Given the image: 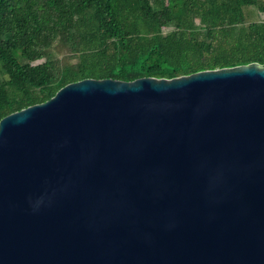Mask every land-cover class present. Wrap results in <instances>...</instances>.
<instances>
[{"label": "water", "instance_id": "1", "mask_svg": "<svg viewBox=\"0 0 264 264\" xmlns=\"http://www.w3.org/2000/svg\"><path fill=\"white\" fill-rule=\"evenodd\" d=\"M0 264H264V65L88 78L3 117Z\"/></svg>", "mask_w": 264, "mask_h": 264}, {"label": "trees", "instance_id": "2", "mask_svg": "<svg viewBox=\"0 0 264 264\" xmlns=\"http://www.w3.org/2000/svg\"><path fill=\"white\" fill-rule=\"evenodd\" d=\"M251 8L264 14V0H0V120L83 79L264 65Z\"/></svg>", "mask_w": 264, "mask_h": 264}, {"label": "rangeland", "instance_id": "3", "mask_svg": "<svg viewBox=\"0 0 264 264\" xmlns=\"http://www.w3.org/2000/svg\"><path fill=\"white\" fill-rule=\"evenodd\" d=\"M249 14L251 16V18L253 20H257V21H263L264 20V14L263 13H260V12H257V10L255 8H251L249 9ZM196 24H199V20H196ZM168 29H166L167 31ZM52 52L53 54L55 55V57L57 59H65L66 58V51H63L61 48L59 47H54V49H52ZM68 56V55H67ZM44 61V58L43 59H40V60H37L35 61V63H42Z\"/></svg>", "mask_w": 264, "mask_h": 264}, {"label": "built area", "instance_id": "4", "mask_svg": "<svg viewBox=\"0 0 264 264\" xmlns=\"http://www.w3.org/2000/svg\"><path fill=\"white\" fill-rule=\"evenodd\" d=\"M32 64H38V63L33 62Z\"/></svg>", "mask_w": 264, "mask_h": 264}]
</instances>
